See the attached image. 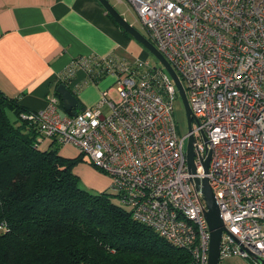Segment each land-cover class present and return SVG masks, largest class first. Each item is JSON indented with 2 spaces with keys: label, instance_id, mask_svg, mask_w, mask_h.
I'll return each mask as SVG.
<instances>
[{
  "label": "built area",
  "instance_id": "built-area-1",
  "mask_svg": "<svg viewBox=\"0 0 264 264\" xmlns=\"http://www.w3.org/2000/svg\"><path fill=\"white\" fill-rule=\"evenodd\" d=\"M117 1L133 6L180 78L196 119L191 130L177 133L178 92L161 64L90 55L59 76L71 77L77 67L88 73L101 59L114 87L74 115L62 116L59 99L49 98L35 111L40 141L75 146L110 177L109 188L133 218L190 252L187 264L208 262L206 204L195 188V178L207 177L224 224L219 260L236 255L264 264V0Z\"/></svg>",
  "mask_w": 264,
  "mask_h": 264
},
{
  "label": "trees",
  "instance_id": "trees-1",
  "mask_svg": "<svg viewBox=\"0 0 264 264\" xmlns=\"http://www.w3.org/2000/svg\"><path fill=\"white\" fill-rule=\"evenodd\" d=\"M96 63L87 73L95 83L108 74L103 60ZM71 79L59 76L56 86H68ZM83 108L78 101L66 114ZM40 136L36 112L0 90V264H187L191 260L187 249L173 245L133 218L129 208L115 203L113 191L83 186L73 172L76 164L87 161L83 153L63 156L61 145L51 140H45L49 146L42 148Z\"/></svg>",
  "mask_w": 264,
  "mask_h": 264
},
{
  "label": "crops",
  "instance_id": "crops-1",
  "mask_svg": "<svg viewBox=\"0 0 264 264\" xmlns=\"http://www.w3.org/2000/svg\"><path fill=\"white\" fill-rule=\"evenodd\" d=\"M144 36L149 37L147 32ZM139 45L98 0H0V90L34 111L45 109L48 98H59V74L75 57L113 55L127 63L148 61V50ZM115 80L106 74L96 83L89 81L86 71L77 67L68 86L83 106H95ZM49 142L43 141L41 147L47 148ZM59 153L74 157L78 150L64 144ZM97 170L84 161L73 168L83 186L100 192L109 188L110 177ZM220 264L250 262L231 255Z\"/></svg>",
  "mask_w": 264,
  "mask_h": 264
},
{
  "label": "water",
  "instance_id": "water-1",
  "mask_svg": "<svg viewBox=\"0 0 264 264\" xmlns=\"http://www.w3.org/2000/svg\"><path fill=\"white\" fill-rule=\"evenodd\" d=\"M98 1L110 14V16L117 22V24L123 28L125 32H127L135 40L141 43L151 54L154 55V57L159 61V63L164 67V69L170 75L171 79L175 84V87L182 101V104L184 106L187 116L188 128H189L188 131H190L192 127V120L195 118L192 115V111L188 103L185 89L173 67L165 59L162 53L156 48V46L147 37H145L139 30H137L131 23H129L123 17V15L120 14L115 9V7L110 3L109 0H98ZM56 91L61 97L62 105L64 109V110H60V114L64 116L68 111L72 110L77 106L78 99L70 90V88L66 86L64 83H60L59 85H57ZM193 139H194L193 136L189 135L186 143L187 166H188V170L192 173L195 172ZM209 159H210V155L208 153L206 159L203 161L204 171H207ZM195 188L196 190H199L202 193L206 204L204 215L210 230V242H209L207 264H219L220 247H221L222 234L224 231V224L220 216L218 204L216 202L214 192L209 184L207 177H203L201 179L195 178ZM261 261L264 263V260Z\"/></svg>",
  "mask_w": 264,
  "mask_h": 264
},
{
  "label": "rangeland",
  "instance_id": "rangeland-1",
  "mask_svg": "<svg viewBox=\"0 0 264 264\" xmlns=\"http://www.w3.org/2000/svg\"><path fill=\"white\" fill-rule=\"evenodd\" d=\"M110 3L115 7V9L123 15V17L129 22L132 23L134 25V27L139 30L143 35H145L146 33V29L144 28L142 22L140 21V19L137 17V13L134 10L132 5L126 4L124 2H115L114 0H109ZM149 38V37H147ZM134 41L139 45V42L137 40L134 39ZM140 45H142L140 43ZM139 45V46H140ZM143 46V45H142ZM148 54V61L150 64L152 65H160L159 61L154 57L153 54H151L150 52L146 51ZM144 60V59H143ZM145 61V60H144ZM147 61V60H146ZM114 87V86H112ZM113 96H115V93H112ZM173 118L176 124V130L177 133L182 137L185 136L188 132V123H187V116H186V112L184 109V106L182 104V101L180 99V97L177 95V97L174 99L173 101ZM187 143V138L185 139V144ZM86 163H88V165L93 166L92 163H90L88 160L85 161ZM95 168V167H94ZM97 169V168H95ZM103 173V172H102ZM106 191H112L110 188H107ZM112 199L115 203L123 206L118 197L115 194H112Z\"/></svg>",
  "mask_w": 264,
  "mask_h": 264
},
{
  "label": "bare ground",
  "instance_id": "bare-ground-1",
  "mask_svg": "<svg viewBox=\"0 0 264 264\" xmlns=\"http://www.w3.org/2000/svg\"><path fill=\"white\" fill-rule=\"evenodd\" d=\"M148 39H149V38H148ZM149 40H150V39H149ZM150 41H151V40H150ZM151 42H152V41H151ZM152 43H153V42H152ZM144 57H145V56H144ZM142 60H143V59H142ZM74 61H75V60H74ZM72 62H73V61H72ZM72 62H71V63H72ZM70 65H71V64H70ZM70 65H69V66H70ZM69 66H68V67H69ZM68 67H67V68H68ZM75 69H76V68L73 69V73H74ZM72 76H73V74H72ZM71 80H72V79H71ZM58 83H59V82H58ZM58 83H57V84H58ZM70 90H71V89H70ZM73 92H74V91H73ZM54 94H55V93H54ZM58 95H59V94H58ZM54 96H55V95H54ZM56 96H57V95H56ZM52 97H53V96H52ZM48 99H49V98H48ZM58 99H59V98H58ZM60 101H61V99H60ZM78 101H79V99H78ZM60 105H61V104H60ZM61 107H62V106H61ZM58 108H59V106H58ZM76 109H77V108H76ZM78 112H79V111H78ZM76 113H77V112H76ZM37 122H38V121H37ZM39 124H40V123H39ZM80 153H81V152H80ZM94 169H95V168H94ZM97 171H98V170H97Z\"/></svg>",
  "mask_w": 264,
  "mask_h": 264
}]
</instances>
